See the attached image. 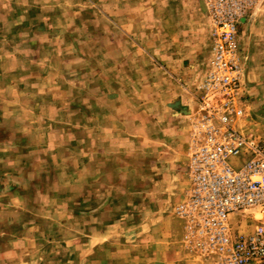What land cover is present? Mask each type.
Instances as JSON below:
<instances>
[{
  "label": "crops",
  "instance_id": "obj_1",
  "mask_svg": "<svg viewBox=\"0 0 264 264\" xmlns=\"http://www.w3.org/2000/svg\"><path fill=\"white\" fill-rule=\"evenodd\" d=\"M238 30L264 84V0ZM210 57L202 0H0V264H167Z\"/></svg>",
  "mask_w": 264,
  "mask_h": 264
},
{
  "label": "built area",
  "instance_id": "obj_2",
  "mask_svg": "<svg viewBox=\"0 0 264 264\" xmlns=\"http://www.w3.org/2000/svg\"><path fill=\"white\" fill-rule=\"evenodd\" d=\"M202 2L212 56L189 116L188 186L174 211L186 246L210 264H264V143L233 123L243 112L237 25L259 0Z\"/></svg>",
  "mask_w": 264,
  "mask_h": 264
},
{
  "label": "rangeland",
  "instance_id": "obj_3",
  "mask_svg": "<svg viewBox=\"0 0 264 264\" xmlns=\"http://www.w3.org/2000/svg\"><path fill=\"white\" fill-rule=\"evenodd\" d=\"M257 4L255 5V7L257 6ZM240 22L237 25V37H238V31H239L238 29H239ZM237 48L239 51L240 64L242 67V72H241V77H240V87H239V93H238L239 94V105L242 107L243 112L241 115L234 118L233 123H234V126L243 135L250 136L254 139H258L264 143V84H254L253 86H251L250 84L247 83L246 77H245L246 56L243 54L242 50L238 46V39H237ZM211 56H212V39H211ZM210 59L211 57L209 58V61H208L207 71L209 69ZM201 82L199 85L200 92L198 93L197 98L202 92ZM197 106H198V103H197ZM181 200L176 202L174 206L172 207V212L174 216L177 217L178 219L180 218L176 215L174 208H175V205L178 204ZM180 222H181V227H182L181 219H180ZM246 222L249 226H251L255 223V220H253L252 218H246ZM176 244L177 245L174 248L175 250L172 253L174 256L172 255L173 256L172 259H170L167 264H210L209 258H204L200 254L190 250L186 246L182 228H181V234L179 235V238ZM77 262H79L78 264H86L85 259H80ZM117 263L118 262L114 258H110L107 261V264H117Z\"/></svg>",
  "mask_w": 264,
  "mask_h": 264
}]
</instances>
